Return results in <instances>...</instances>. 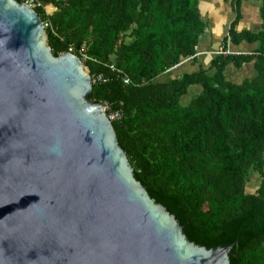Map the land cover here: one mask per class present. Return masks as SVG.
Instances as JSON below:
<instances>
[{"label":"trees","instance_id":"obj_1","mask_svg":"<svg viewBox=\"0 0 264 264\" xmlns=\"http://www.w3.org/2000/svg\"><path fill=\"white\" fill-rule=\"evenodd\" d=\"M34 1L41 21L51 26L45 32L53 56L70 49L78 56L85 47L89 74L105 77L87 100L121 113L112 127L149 197L174 215L190 242L207 249L232 245L229 264H264V48L252 55L214 54L213 74L201 68L161 82L195 54L205 29L200 0ZM261 2V32L237 33L233 23L225 48L227 40L264 43ZM251 60L253 79L226 80L227 64ZM190 87L199 92L182 105ZM252 173L259 184L249 193Z\"/></svg>","mask_w":264,"mask_h":264},{"label":"water","instance_id":"obj_2","mask_svg":"<svg viewBox=\"0 0 264 264\" xmlns=\"http://www.w3.org/2000/svg\"><path fill=\"white\" fill-rule=\"evenodd\" d=\"M91 91L35 10L0 0V264H229L136 181Z\"/></svg>","mask_w":264,"mask_h":264},{"label":"crops","instance_id":"obj_3","mask_svg":"<svg viewBox=\"0 0 264 264\" xmlns=\"http://www.w3.org/2000/svg\"><path fill=\"white\" fill-rule=\"evenodd\" d=\"M235 0H200L198 9L205 29L199 38L198 51L206 52L192 61H182L168 72L159 77V81H168L180 77L183 73H194L201 68L211 75V62L215 58L214 52L222 45L224 39L229 35L230 28L234 23V31L237 33H248L257 35L262 30L263 19L260 14L261 0H246L240 2L236 7ZM47 9V8H46ZM227 48L231 51L242 53H253L261 51L264 43L259 39L253 41L241 40L233 44L227 40ZM240 63V62H239ZM256 60L241 63L236 66L235 61L230 62L224 68V75L228 82L240 84L246 79H253L256 74ZM199 92V88L190 87L187 93ZM190 100V97L187 98Z\"/></svg>","mask_w":264,"mask_h":264},{"label":"built area","instance_id":"obj_4","mask_svg":"<svg viewBox=\"0 0 264 264\" xmlns=\"http://www.w3.org/2000/svg\"><path fill=\"white\" fill-rule=\"evenodd\" d=\"M22 3L30 6L31 8H35L36 6H39L40 3L38 2H35L34 0H22ZM43 27L44 29L46 28H50L51 26L47 23V22H43ZM70 53L73 54V50L70 49L69 51ZM194 52L195 54L188 57L186 59L187 60H193L194 58H196L197 56H199L201 54L200 51H198V47L195 46L194 47ZM214 54L216 55H223V56H237V55H241V54H244V55H252L253 53H242V52H237V51H231L227 48V45H226V48L224 45H222L217 51L214 52ZM77 55L79 56V59L81 60L82 63H85L87 61H90L91 58L87 55V52H86V48L85 47H81L77 50ZM92 61H95V60H92ZM111 69L118 75L120 76L122 82L125 84V85H128L130 83V80L128 77H122L123 74H121V72L117 69H114L113 67H111ZM90 79H91V84L92 85H95V84H99V83H104L106 82V79L105 77L102 75V74H98V75H93L91 76L90 75ZM104 113L105 115L110 118V119H113V120H119L121 118V113L119 111H114V112H108V107H106L104 109Z\"/></svg>","mask_w":264,"mask_h":264},{"label":"rangeland","instance_id":"obj_5","mask_svg":"<svg viewBox=\"0 0 264 264\" xmlns=\"http://www.w3.org/2000/svg\"><path fill=\"white\" fill-rule=\"evenodd\" d=\"M47 9L49 11H52V7L50 6H46ZM50 7V8H49ZM162 76V75H161ZM160 76V77H161ZM197 88V87H195ZM190 89V88H189ZM188 89V90H189ZM195 92H191V93H186L183 97H182V100H181V104L182 105H186L188 103V100L187 98L190 97V98H193L195 95H194ZM258 184H259V177L257 174L255 173H252L250 176H249V180H248V183H247V192L249 193H254L256 191V189L258 188Z\"/></svg>","mask_w":264,"mask_h":264},{"label":"clouds","instance_id":"obj_6","mask_svg":"<svg viewBox=\"0 0 264 264\" xmlns=\"http://www.w3.org/2000/svg\"><path fill=\"white\" fill-rule=\"evenodd\" d=\"M22 3V2H21ZM43 23V22H42ZM78 57V56H77ZM79 58V57H78ZM81 61V60H80ZM84 64V63H83Z\"/></svg>","mask_w":264,"mask_h":264}]
</instances>
